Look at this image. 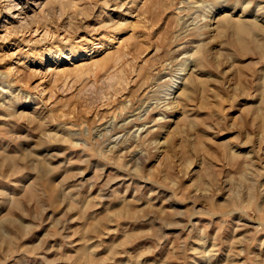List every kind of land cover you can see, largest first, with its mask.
<instances>
[{"label":"rangeland","instance_id":"obj_1","mask_svg":"<svg viewBox=\"0 0 264 264\" xmlns=\"http://www.w3.org/2000/svg\"><path fill=\"white\" fill-rule=\"evenodd\" d=\"M225 17L262 39L264 0H0V264H264V58Z\"/></svg>","mask_w":264,"mask_h":264},{"label":"bare ground","instance_id":"obj_2","mask_svg":"<svg viewBox=\"0 0 264 264\" xmlns=\"http://www.w3.org/2000/svg\"><path fill=\"white\" fill-rule=\"evenodd\" d=\"M248 24L249 23H247V22H245L243 20H236L234 23H229L228 18L225 17V18H223L221 20V23L218 26H219L220 29H224L225 26H229L230 27V29L232 30L231 32L234 34V40L232 42H233V44L238 46V48L241 51L252 50L255 53H257L260 57L264 58V26L257 24L259 26L258 27V33L262 36V39H259V38L257 39V37H253V33H251V30L249 29V25ZM254 24H256V22H254ZM246 37H248L250 39L247 43L245 42L246 41V39H245ZM262 91L264 93V87H263ZM258 110H259V112L262 111V105L259 106ZM262 117H264V116H262ZM83 252H84V250H83ZM84 253H82V254H84ZM80 254H79V256H81V258H82V254L81 255ZM84 257H86V255L83 256V259H81V258H79V259L80 260H84ZM91 260H92V258H91ZM92 261L94 263H96V261H94V260H92ZM92 261H87L86 260V261H83V264H90Z\"/></svg>","mask_w":264,"mask_h":264}]
</instances>
